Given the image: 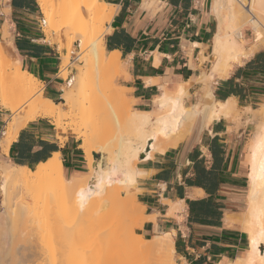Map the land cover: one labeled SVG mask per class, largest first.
<instances>
[{
    "label": "crops",
    "instance_id": "obj_1",
    "mask_svg": "<svg viewBox=\"0 0 264 264\" xmlns=\"http://www.w3.org/2000/svg\"><path fill=\"white\" fill-rule=\"evenodd\" d=\"M104 1L114 7L104 45L108 54L119 55L115 86L125 89L133 110H158L164 85L174 91L184 84L187 107L199 103L208 87L215 101L234 98L240 109L264 101V45L234 62L227 76L208 83L201 80L214 63L212 41L219 29L215 0ZM39 14L38 0H0V29L6 21L10 24L15 55L54 100L65 83L58 64L61 55L35 25ZM3 122L0 107V142ZM205 122L198 116L176 147L138 163L143 175L137 179L136 197L147 216L138 233L146 238L172 233L176 264H230L249 247L248 235L230 225L226 216L238 214L245 204L247 175L242 157L251 124L244 116ZM2 150L0 145L7 163L30 168L60 153L68 176L87 172L89 167L78 139L61 134L44 117L21 129L7 153Z\"/></svg>",
    "mask_w": 264,
    "mask_h": 264
},
{
    "label": "bare ground",
    "instance_id": "obj_2",
    "mask_svg": "<svg viewBox=\"0 0 264 264\" xmlns=\"http://www.w3.org/2000/svg\"><path fill=\"white\" fill-rule=\"evenodd\" d=\"M52 1L38 0L44 22L49 24H52L56 18V11L51 9L54 5ZM62 6L66 8L68 5L63 3ZM213 10L219 19V29L212 41L214 63L205 74L204 79L207 83L217 76H227L234 62H241L242 58L249 57L264 45V0H215ZM113 16L114 7L104 0H84L82 4H75L65 20L70 30L65 33L68 43L65 48L64 66L78 52L81 64L103 66L110 73L111 70L118 72L119 55L116 52L108 54L103 40V27L106 22L113 19ZM246 29L253 31L252 39L245 36ZM10 30V24L6 21L0 34V100L5 109L15 114V118L3 131L1 142L5 153L8 152L10 144L19 131L31 121L41 117H51L57 126H62V119L66 116L63 111H70L77 102V94H84V91L85 93L87 91L86 71L79 64L78 68L76 67L77 72L68 80L67 88L64 89L62 106L45 95L39 79L25 69L22 66L23 60L15 55L17 49L13 43L12 34L14 33ZM250 41L252 45L247 47L246 44ZM63 49L61 44L60 50ZM205 59H208L207 56ZM113 79L114 74H111L109 83L117 89V91L113 89L111 100L126 99L122 95L125 89L116 87ZM76 89L79 92L76 93ZM162 89L157 100L158 110H129L128 123L133 131V137L125 142L122 140L124 143H118V149H112L107 144H94L93 132L73 129L77 137L82 140L80 148L88 158L90 172L68 176L63 170L60 153L54 154L52 158L36 168L7 163L1 167V198L7 196V186L10 182L23 185L29 190L33 186L41 185L44 187L45 202L50 199L64 200L57 215L63 219L76 211L71 201L73 193L90 196L104 207L106 206V211L101 214V218H105V225H107L103 231L106 233L105 241L109 252L115 238L122 237L123 241H118L122 244L124 242L127 252L124 251L132 255L134 253L132 250L138 243L133 238V232L135 228L143 227L147 216L144 214V205L135 199L138 207H131L129 201L132 202V198V201L129 197L123 198L119 187L122 185L126 188L138 189L137 179L142 177L143 171L139 169L137 161L151 159L155 153H165L168 149L176 147L188 135L198 116L202 115L206 120L205 123L209 124L222 116L236 117L240 109L234 98L215 101L212 89L209 87L201 96L199 103L190 107L184 104V97L188 94L184 84H180L174 91H169L166 85L162 86ZM247 109L253 112L251 120L257 125L253 137L246 145L250 166L247 175L249 183L246 194L247 208L241 220L235 218L234 214H227L226 219L230 225L243 224V231L249 237V247L230 264H264L262 250L264 245V103L259 108L248 107ZM88 119L90 121L89 117ZM94 151L101 152L102 158L95 160ZM130 220L133 221L134 227ZM128 221H130L129 224ZM136 240L144 242L141 250L145 252L153 251V249L159 251L161 259L159 264H176L172 233L157 234L151 239L139 234ZM120 250L122 251V248ZM109 254L113 259L109 256L108 262L111 264L114 261V254ZM71 264H96V260L83 259Z\"/></svg>",
    "mask_w": 264,
    "mask_h": 264
},
{
    "label": "rangeland",
    "instance_id": "obj_3",
    "mask_svg": "<svg viewBox=\"0 0 264 264\" xmlns=\"http://www.w3.org/2000/svg\"><path fill=\"white\" fill-rule=\"evenodd\" d=\"M52 2H54V5L51 6V9L56 11L54 22L52 24L45 23L41 11V14H39L40 21L35 25L39 26L43 31V35L47 42L54 45L59 51H61V44L64 47L60 52L61 59H59L58 64L60 75L65 79V83L63 84L64 87L62 86L63 90L59 93L57 98L54 99L62 106L64 102L62 94L65 87L67 88L68 80L77 72V68L79 64H81L79 60L80 53L76 52L73 57L69 59L68 64L64 66L65 48L68 43L65 33L70 30L65 20L75 4H82L84 0H53ZM63 3H67L68 6L64 8L62 6ZM107 23L108 22H106L103 27V38L108 31L106 27ZM1 32L2 29H0V34ZM13 36L12 34V37ZM245 36L252 39L253 31L251 29H246ZM251 45L252 41L246 44L248 47ZM81 67L86 71V93L84 91V94H77V102L79 103L77 104L76 102L74 104L75 106L70 108V111H63L66 116H62V126H57L53 118H46L54 123L61 134L73 135L78 139V143L80 144L82 140L77 137L78 135L73 129L93 132L95 134L94 144H107L112 149H118V143L120 144L133 137V131L128 123V117L130 115L129 110L133 109V102L129 101L130 99L126 91L122 92L123 97L126 99L111 100V94L113 95L114 90L117 91V89L113 87L114 85H110L109 77L111 74H114L113 83L118 86L116 78L119 73H115L114 70H111L110 73L107 68L97 65L85 66L81 64ZM207 72H209V69L206 70V73ZM204 78L205 76L201 77V80L206 82ZM10 84L9 82V85ZM40 86L44 89V84L42 82ZM77 92L79 91L77 90L76 93ZM263 103L264 101L255 105V108H259ZM0 107L5 117L2 128V131H4L6 127L10 125V121L15 118V114L5 109L1 104V100ZM243 116L246 117L247 122L251 124L250 133L247 135L242 157L245 173L248 175L250 166L247 160L246 145L253 137L257 125L251 120L253 112L248 111V109H239L238 115L233 118L240 119ZM88 117L90 121H88ZM1 135H3V133H1ZM61 138V141L66 140L64 137ZM0 143L1 149H3L2 142ZM93 153L95 154V160L102 158L101 152L94 151ZM139 161L140 160H138L137 163H139ZM4 164L6 165L7 162L3 159L2 155H0V178L1 167ZM90 170L89 167L86 169L87 172H90ZM117 187H119V185H117ZM247 187L248 176L245 193H247ZM119 188L121 189L123 198L129 197L130 200L132 198L133 201H129L130 206L134 208L138 207L137 200L135 201V199H137L136 187L126 188L120 185ZM7 189V196L5 198H1L0 192V264H71L83 259L96 260V264H110L108 262L111 257L109 253H113L115 256H113L114 261L111 264H159L161 261L157 249L148 252L141 250V245L144 242L142 240H136L139 236L138 228H135L133 232V238L138 243L137 247L132 250L134 252L132 255L126 253L127 251L124 247L125 243H120L123 241L122 237L115 238L112 244L113 246L111 245V251L109 252V248L105 241L106 233L103 231V229L107 228V225H105V218H101V214L106 211V206L104 207L103 204L101 205L100 202L90 196L73 193L71 201L76 211L62 219L57 215L60 210V205L64 200L50 199L45 202L43 198L44 187L41 185L33 186L29 190L23 185L10 182L8 183ZM246 208L247 199L245 195V204L242 205L238 214H234L235 218L241 220ZM130 221L127 223L129 224ZM131 222L133 223V221ZM235 225L243 230L242 223H237ZM151 238L152 237H148L147 239ZM121 248L122 251L120 250ZM118 250H120V252ZM262 250L264 251V245L262 246ZM110 259H112V257ZM112 260H110V262Z\"/></svg>",
    "mask_w": 264,
    "mask_h": 264
}]
</instances>
